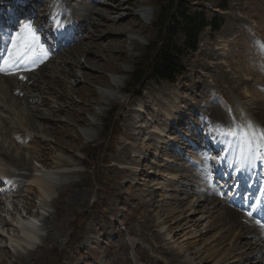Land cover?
Returning <instances> with one entry per match:
<instances>
[{"label": "rangeland", "instance_id": "1", "mask_svg": "<svg viewBox=\"0 0 264 264\" xmlns=\"http://www.w3.org/2000/svg\"><path fill=\"white\" fill-rule=\"evenodd\" d=\"M45 1L49 9L53 0ZM66 1L57 8H83L90 2ZM96 1L105 2L95 11L108 12V21L96 12L76 15L80 24L75 26L82 27L85 39L66 46L36 71L44 72L41 78L46 81L40 90L32 87L39 99L22 98L17 103L6 95L7 107L0 106V159L10 161L6 168L14 182L10 194H0V264H182L194 251L210 256L207 262L194 264H258L264 254L252 257L259 248L236 250L247 239L236 240L235 228L223 219L228 208L223 198L216 193L217 204H205V209L199 203L208 197L205 191L218 189L212 187L210 170L200 164L203 158L194 147L214 132L215 123L228 126L239 119L244 123L248 116L264 129V0H231L230 9L218 8L219 0L194 1L195 7L226 17L221 30L212 36L206 28L199 50L183 59L187 71L176 83L150 81L143 92L135 89L140 93L133 94L128 91L132 75L159 37L153 25L156 8L152 0ZM42 22L31 24L36 31L43 30ZM117 77L120 83L114 84ZM106 90L115 95L107 97ZM217 91L224 93L233 116L224 109V115L217 114L215 104L204 108ZM176 99L187 106L185 124L173 123L177 131L172 132L169 120L163 126L159 123L164 134L146 126L156 118L165 119L164 107ZM142 102L146 107L138 111ZM26 106L35 117L34 125L21 116ZM86 131L92 134L90 139ZM171 141L182 150H169L167 145L174 146ZM18 152L24 153L26 171H19L26 166L11 162ZM37 169L53 172L58 179L48 195L31 180L30 173ZM177 196L186 204L178 218L182 222L173 224L167 235L171 221L163 230L157 221L171 205L182 206L174 204ZM28 222L33 229L29 234L24 230ZM26 235L36 243L16 242ZM249 240L255 242L253 237ZM171 251L178 254L170 256ZM241 257L248 258L239 263Z\"/></svg>", "mask_w": 264, "mask_h": 264}, {"label": "bare ground", "instance_id": "2", "mask_svg": "<svg viewBox=\"0 0 264 264\" xmlns=\"http://www.w3.org/2000/svg\"><path fill=\"white\" fill-rule=\"evenodd\" d=\"M53 1H54V4L52 3L53 5L51 4L49 9H47L45 7V4H46L45 0H42L39 4H36L34 9H32L30 6L27 7L28 14L26 15V14H22V12H20L21 11L20 10V8H21L20 4L16 5L12 0H9V1L1 0V3H0V20L2 21V23L0 24V36L1 35L4 36V41L0 40V57H6L7 56L8 50L11 47V40H12L13 37L22 38V37L27 35L26 30L24 29L23 26L28 24V23H32L33 20H36L38 22H42L43 21L42 23H45V26H46V29L37 30V31L35 30L36 31V35L38 36L39 39H38L36 48L34 50L38 51V49L40 47V44L43 43L44 45H42V46L47 51V55L45 57H43L35 65H32L30 63L29 64L19 65V69L25 70L24 72H19L18 70L7 69V68H6V70L9 71L10 74H5V72H0V106L2 105L1 108L2 107H7L5 105V102L7 101V96L6 95H8L9 97H12V98L14 97L16 100H18L17 103L18 102H22V98H24V101H27L28 98H31L33 100H38L39 96H37V94H35V92H33L34 89H32V87H34L37 90H40L41 88L46 86V81H43L42 78H41L42 76L45 77L44 76L45 73L42 72V74H40V75L38 74L39 75L38 76L36 71H38L41 68H45L44 66H46L48 63H50L55 58L49 52V49H51L53 46L56 45L58 50L61 51L62 50V46H61L62 45V40L64 39V36H66V34H69V35H74L75 34L76 35V33H78L79 39H82V38L85 39V36H83L84 34H82V32H80L78 30V26H75V24L70 23L71 16H76L78 13H79L78 15H80L81 11L84 12V15H82V16H88V14H89V16H93V14L96 12V14L98 13L99 15H102V17H105L107 19V21H108V18H109L108 17V14H109L108 12H107V15H106V12L103 13L100 10L95 11L96 7H98V6L102 5V4L103 5L105 4L104 1L96 2L95 0L94 1L90 0V2H85V3L83 2L84 3V7L83 8H81V7L77 8L76 6H73V8H71V7L66 6V8H64L62 10L58 9L59 7L57 8V5H59V4L60 5H67V1L66 0H53ZM73 1L77 2V3H79V2L82 3L81 0H73ZM33 2H35V1H33ZM22 8H25V6H22ZM28 15H31L33 17V19L31 17L28 18ZM120 15L122 16V14H120ZM23 19H26V22L24 21L23 23H20V21H23ZM62 22H65L66 24H69V25L67 27L63 26ZM11 24H13V27H11ZM79 24L80 23H78V25ZM7 25H8V30L5 31L4 27H6ZM16 30H17V32H16ZM50 38H52V40H49ZM47 47L49 48L48 50H47ZM19 77H21V78L23 77V78L21 80H19ZM1 78H3V80ZM113 82H114V84H119L120 83V79L118 77L114 78ZM16 91H20V93H22V96H19L20 98L14 96V93ZM1 94H3V95L1 96ZM104 94L107 97L115 95L113 93H109L107 90L104 92ZM176 98H178V97H176ZM178 101L176 99L175 102H173V104H169L168 103L166 105L167 107L166 106L164 107L165 108V115L167 116L165 119L163 118V120L161 121L160 118H156V119L152 120L151 123L146 125V126L147 127H151V129L153 128V130H155L157 133L164 134V133H166L165 130L161 129L160 127H162L163 124H165L164 122L166 120H169V124L171 125V126L169 125V127L171 128L172 132H173V129L175 131H177V127H175L174 124H177V125L185 124L186 118H188V116H186L187 115L186 111L188 110L187 106L180 105ZM14 104H16V103H14L12 101V105H14ZM25 104L27 105V102H25ZM187 105H188V103H187ZM8 107L10 109L11 105L8 106ZM145 107L146 106L143 103H141L140 109L138 111H142L143 109H145ZM215 108H219L220 109L217 112V114H219V112H220L222 115H224V112L222 110L223 108H221V105L220 106L217 105V107H215ZM23 110H24V112L26 111V114L23 112ZM262 111H263V109H262ZM40 113L42 114V112H39V113L37 112L36 114H40ZM253 113H255V112H253ZM258 114H261V113L258 112ZM211 115H212V113H211ZM262 115L264 116V114H262ZM21 116L22 117L25 116L28 121L32 122V124L35 122V117H32V111L29 110V107H27V106H26V110H25V108H22ZM36 116H38L39 118L41 117L39 115H36ZM244 120H245V121H243L244 123L248 122V121H251L255 126H257L258 129H261L260 125L257 122H255V120L251 119L250 117H248V116L244 117ZM5 121L8 124L9 123L12 124V121L9 122L10 120L8 121L7 119H5ZM159 123L162 126H160ZM236 123H241L240 119L236 120ZM172 124H173V126H172ZM188 124L191 125L192 124L191 121ZM12 127H14V126H12ZM150 132H152L154 134L153 131H150ZM197 133L199 135L201 134L200 132H197ZM197 133H194V136L198 135ZM86 135H87V138L90 139L92 134H90L88 131H86ZM223 138H226V137L223 136ZM168 142H170V141H168ZM171 142H172V145H174L173 141H171ZM223 143L225 145H223ZM228 143H229V141L225 142L222 139V146H223L222 148L227 150V151H228L227 148H229ZM167 146L169 147V150H172L171 148H174V147L176 148V150L181 149V147H179L176 144L173 147H171L170 144L167 145ZM5 154L6 153H3L4 157L6 156ZM22 154L24 155V153L18 152L17 153V157H15V158H13L14 156L11 157L12 158L11 162L12 163L18 162L19 165L26 166V168L23 167V168H21L19 170V171H21L23 169L24 171H26L27 168H28L27 161L24 159ZM233 154L234 155L236 154L235 150L233 151ZM7 156H8V153H7ZM17 159H20V160H17ZM255 161L256 160H254V161L251 160L250 161L251 170H253L254 167L258 168V167L261 166V160H260V162H255ZM9 162L6 159H0V172L1 171L5 172L4 174L0 173V175H8L9 176L10 171H9L8 167L6 168V165L10 164ZM221 162H222V160H220V163ZM253 162L255 163V165L251 166L253 164ZM15 164H17V163H15ZM29 170H30V168H29ZM24 171L21 172V174L25 175L26 172H24ZM30 175L32 177L31 180L35 183L37 188H39L40 192H43V193L45 192V193H47V195L53 189L55 181L58 180L57 178H53L54 173L50 172V171L38 170V171H35V172H31ZM10 176H12V175H10ZM10 183H11V188H10ZM12 186H13L12 180H8L7 181V185H6L5 188H8V189L10 188L11 190H14V189H12ZM5 188H3V190ZM179 190L183 192V190H181V189H179ZM10 192H9V194H10ZM177 192H179V191H177ZM205 193H208L206 195L208 197L204 198L202 201H199V203L200 202L204 203L202 205V207L205 209V207H206L205 204L216 205L217 201H215V199H216L215 194L217 193L218 197H219V195L221 196L220 191L218 190L217 192H215L214 189L210 188V189H208V191H205ZM9 197H11V195ZM221 198H223V197L221 196ZM173 199H174V204L181 203L182 206L176 207L174 205H171L170 212H168L167 214L165 213L166 214L165 217L158 219V221H157L158 224L156 223L158 225V227H160L161 230H163V228H165V225L167 226L168 221H171V224L164 231V233L167 234V235H170V233L172 234V229H173L172 225L173 224L177 223L179 226L181 225L182 219L180 220L178 218H179V216H181L183 214V213H181L182 210H183L182 208L184 207V205H186V204H184V199H182V198H180L178 196L174 197ZM221 201L223 202L222 199H221ZM220 202H218V203L220 204ZM2 203H3V197L0 198V204H2ZM223 203H225L226 207H228L227 210L225 208H224L225 211L223 210L224 211L222 213L223 219L229 221L230 225L233 228H235V231H236L235 238H236V240L237 239H241V238L244 239V237H245V239H247L244 242H240L241 245H238L236 250L240 251V250H242L244 248L245 249L246 248H248V249L251 248L252 249V248L255 247L256 249L259 248L258 249L259 251H258L257 255L252 257V259L257 257V256H259V255H261V254L263 255L264 254L263 253L264 252V230H262L260 225L255 220L250 218L245 213L240 212L239 210H237L233 206L229 205L228 204V200H227V202L224 200ZM194 206L195 205L192 203L191 207H194ZM197 206H200V204H198ZM173 220H175L174 223H172ZM188 221H189V223L192 222V220L189 219V218H188ZM218 223H220V221L216 222L215 225H217ZM27 225L28 226H25L24 230L27 231L26 233L29 234L31 231H33L32 224L28 222ZM251 237H253L255 239V242H253L252 240H249V238H251ZM21 241L24 242L28 246L32 245V243H36V242H34L35 241L34 239H32V240L29 239V235H26L22 240L20 239V240H17L16 242L19 243ZM176 254H178V253H174L173 251H171V253H169L170 256L171 255L173 256V255H176ZM202 254H206V252H202ZM202 254H201L200 251H194L192 253V255L191 254H189V256L187 255L186 260H185L184 263L185 264H194V262L197 261V260L200 261V262H207L210 256H203ZM247 258L248 257H246V258L245 257H241V259L238 262L242 263V262H244L242 260H244V259L247 260ZM261 258H262V256H261ZM261 258L258 260V264H264V257L262 259ZM184 263H182V264H184ZM228 264H232V263H228ZM251 264H254V263L252 262Z\"/></svg>", "mask_w": 264, "mask_h": 264}, {"label": "trees", "instance_id": "3", "mask_svg": "<svg viewBox=\"0 0 264 264\" xmlns=\"http://www.w3.org/2000/svg\"><path fill=\"white\" fill-rule=\"evenodd\" d=\"M194 1L211 0H152L151 4L156 8L153 25L159 37L151 43L152 46L149 45L144 59L132 75L129 90L150 79L176 81L186 70L183 59L199 49L200 36L206 28L209 27L212 36L221 30L225 16L207 7H195ZM219 1L218 8L230 7V0ZM86 158L90 156L86 155Z\"/></svg>", "mask_w": 264, "mask_h": 264}, {"label": "snow or ice", "instance_id": "4", "mask_svg": "<svg viewBox=\"0 0 264 264\" xmlns=\"http://www.w3.org/2000/svg\"><path fill=\"white\" fill-rule=\"evenodd\" d=\"M23 27L27 35L22 38H12L7 56L0 57V72L10 74L6 68L19 70V65L29 63L35 65L47 55V51L42 45L38 51H34L39 38L32 24L28 23ZM214 131L218 135L226 137L230 145H234L236 152L235 163L243 165L253 159H264V129H258L251 121L245 123L234 122L227 128L224 125H219ZM229 150H232L231 147ZM225 158L215 157V159L220 160ZM262 204H264V193H262L261 198L256 203L250 205L252 211H249L248 215L252 216ZM258 223L264 228V221H258Z\"/></svg>", "mask_w": 264, "mask_h": 264}]
</instances>
